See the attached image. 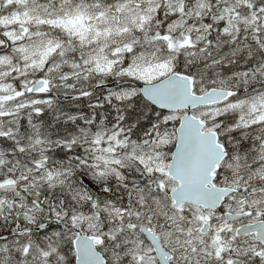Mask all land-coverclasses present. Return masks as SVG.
<instances>
[{
  "label": "snow or ice",
  "instance_id": "snow-or-ice-1",
  "mask_svg": "<svg viewBox=\"0 0 264 264\" xmlns=\"http://www.w3.org/2000/svg\"><path fill=\"white\" fill-rule=\"evenodd\" d=\"M0 264H264V0H0Z\"/></svg>",
  "mask_w": 264,
  "mask_h": 264
}]
</instances>
